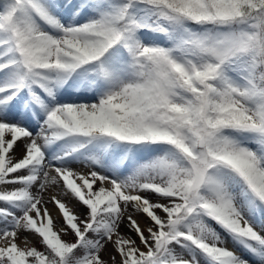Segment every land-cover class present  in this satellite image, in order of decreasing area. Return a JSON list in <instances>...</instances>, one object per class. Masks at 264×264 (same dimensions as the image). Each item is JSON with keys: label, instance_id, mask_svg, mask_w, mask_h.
Masks as SVG:
<instances>
[{"label": "snow or ice", "instance_id": "obj_1", "mask_svg": "<svg viewBox=\"0 0 264 264\" xmlns=\"http://www.w3.org/2000/svg\"><path fill=\"white\" fill-rule=\"evenodd\" d=\"M0 264H264V0H0Z\"/></svg>", "mask_w": 264, "mask_h": 264}, {"label": "rangeland", "instance_id": "obj_2", "mask_svg": "<svg viewBox=\"0 0 264 264\" xmlns=\"http://www.w3.org/2000/svg\"><path fill=\"white\" fill-rule=\"evenodd\" d=\"M67 239H71V237H66ZM34 242H35V240H34ZM227 247L229 248V249H231L232 250V246H230V245H227ZM235 251H237V252H239V250L237 249V250H235Z\"/></svg>", "mask_w": 264, "mask_h": 264}, {"label": "bare ground", "instance_id": "obj_3", "mask_svg": "<svg viewBox=\"0 0 264 264\" xmlns=\"http://www.w3.org/2000/svg\"><path fill=\"white\" fill-rule=\"evenodd\" d=\"M17 154H19V149H17ZM54 215H55V213H54ZM32 239H33V240H35V238H34V237H33ZM232 250H234V251H235V250H236V248H235V247H232Z\"/></svg>", "mask_w": 264, "mask_h": 264}]
</instances>
